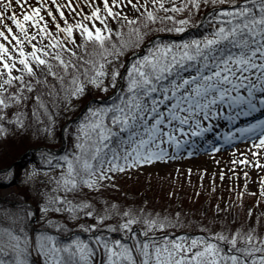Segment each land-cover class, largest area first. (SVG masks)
Instances as JSON below:
<instances>
[{
    "label": "snow or ice",
    "instance_id": "snow-or-ice-1",
    "mask_svg": "<svg viewBox=\"0 0 264 264\" xmlns=\"http://www.w3.org/2000/svg\"><path fill=\"white\" fill-rule=\"evenodd\" d=\"M202 6L208 12L197 23L212 25L205 34L179 40L153 38V33L185 32ZM66 11L80 19L70 22ZM184 12L188 15L180 19L174 14ZM133 50L143 51L137 54ZM130 52L131 58L126 60ZM41 71L54 81L50 84L48 75L43 76V84L50 89L47 94L59 100L62 92L68 104L90 86L107 92L117 87L118 80L122 84L117 102L87 109L74 133L75 151L60 157L64 163L56 165L66 170L46 181L54 187L44 190L39 209L45 215L66 212L71 219L83 211L84 216L103 223L112 215L107 207L99 214L90 201L74 197V203L67 194L82 186L97 189L102 181L115 179L110 176L113 172L174 159L165 143L177 151L189 142L195 144L192 137L211 131L212 118L220 117L224 105L229 113L226 119L264 109V0H178L168 6L166 0H0L2 109L25 99V88L31 92L40 84ZM17 85L18 90L13 91ZM6 93L10 95L6 97ZM35 99L39 108L33 107V116L43 132L52 134L54 114L40 94ZM3 110L0 137L7 138L10 130ZM8 123L24 128L26 113H15ZM257 130L255 164L247 158L239 163L264 164L257 158L264 154L260 153L264 149V119L237 131L254 134ZM232 138L231 132L224 137ZM211 150L220 151L214 144ZM41 160L47 168L33 164L31 171H25L28 182L36 184L41 174L47 176L57 158L48 153L41 154ZM0 173V179H14L10 168ZM259 179L264 195V175ZM61 191L64 195H58ZM116 214L128 217L119 228L129 242L95 234V244L78 236L62 242L49 231L32 236L17 225L22 217L13 216L10 225H0V264H33V249L42 257L41 264H95L98 250L104 257L101 264H264V235L254 227L173 238L157 235V229L163 232L176 227L179 219L148 215L141 221L131 210ZM26 215H32L30 207ZM137 223L143 224V236L133 229ZM46 224L66 228L52 218ZM78 227L92 231L99 224ZM105 227L115 230L117 226Z\"/></svg>",
    "mask_w": 264,
    "mask_h": 264
},
{
    "label": "trees",
    "instance_id": "trees-1",
    "mask_svg": "<svg viewBox=\"0 0 264 264\" xmlns=\"http://www.w3.org/2000/svg\"><path fill=\"white\" fill-rule=\"evenodd\" d=\"M209 8L211 5L208 6ZM208 8L201 7L200 12L195 14L193 19V25L185 30L183 33H166L159 32L153 33V38L159 36L162 40H179V39H189L194 36H200L205 34L210 27L209 24L197 23L206 18ZM188 15L187 12L177 13V19L182 18L183 16ZM140 51V50H133ZM131 56V52L126 57V60ZM59 71V69H57ZM123 71V69H122ZM33 79L32 77H30ZM49 83H53V78L48 76ZM119 82V80H118ZM122 87V85H121ZM115 88H109L107 93L113 92ZM13 91L18 90V85L13 87ZM50 89L43 84V79L40 84L37 85L35 89L31 92L25 88L23 95L26 97L22 101H19L13 105H10L9 109L3 110L0 106V110L7 112V118L5 119L6 125L9 127V135L7 138L0 137V170L5 169L6 167L14 172L13 180H3L0 179V189L14 187L15 191L11 193L7 198L23 203L21 205L8 204L11 208L17 210V213L14 216L22 217L16 221L17 225L24 227L26 231L32 236H35L38 231H49L52 234L56 235L58 239L62 242H69L75 237H80L83 240H89L91 243L95 244V240L90 236L80 234V231H88L87 229H82L78 227L79 224L90 225L92 223H98V229L88 231L95 235H104L108 238L114 239H123L119 233V224L123 219L128 217H123L117 215L116 213H122L126 210H131L133 214L139 216L141 221L145 216L159 215L161 217L168 216L172 220L179 219V224L176 227H169L163 230L157 229V235L168 234L171 237L179 236L181 234H196V235H207L208 231H235L236 228H242L244 231H247L248 226V211L246 203L242 202L240 205L235 207L234 216L231 217L225 214H217L216 211V200L209 199L206 194L203 192L196 191L192 188H186L182 198L175 203L180 204V209L177 211L176 208L166 207L165 201H175V199L170 196L169 188L164 186L163 189L157 190L154 200L152 202H144L139 197H130L125 193L119 192L116 188L111 186H102L97 189H91L86 186H82L75 193H68V198L73 199L74 197L78 200H88L94 206L95 211L99 214H104V210L107 207L108 210L112 213L110 217H106L103 223H100L95 220V217H86L83 214V211L77 214L76 219H71L67 216V213H52L49 212L47 215L42 213L40 205L44 200V190L46 188H53L54 185L46 183L45 185H40L38 190H34L29 184L24 181L25 170L35 164L38 167H45L47 165L41 160V154L45 156L48 153L43 146L50 147L51 149H59L63 144V135L62 131L64 130V136L66 139V145L64 150L61 152H52V156L56 157L57 160L53 161V168L56 167L57 163H64L59 158L65 154H69L74 149V144L76 142V137L74 135L77 125L80 120L85 116L87 111L81 115L79 118L73 120L75 116L78 115L80 110L91 98L104 97L105 92L96 89L95 87H89L86 93L79 98H72L71 104H68L66 101H63V93L61 92V99H57L55 96H49L47 93ZM59 90V86L57 88ZM37 94H40L42 100L48 104L50 110L55 117V125H51L54 128V133L57 135L56 138L52 139L51 134L43 132L40 122L36 121V118L33 116L32 109L33 107L39 108V104L36 101L35 97ZM10 93H6L5 96H9ZM116 101L108 99L105 101H94L91 107L99 105H108ZM42 109L40 112L42 113ZM17 112L26 113V124L24 128H20L15 124H9L8 121L12 119L13 115ZM47 122V120H45ZM70 122V123H69ZM41 148V150H37ZM20 159V161H19ZM66 170V167H65ZM3 173H0L2 176ZM59 173L56 175L58 176ZM51 194V193H50ZM58 195H64L63 191L58 193ZM246 200H251L248 194L245 195ZM77 199H73V202H77ZM176 202V201H175ZM115 204L116 207L113 209L111 206ZM32 205L36 211V221L34 226L30 223V216L26 215L27 208L30 207L32 211ZM207 206V207H206ZM66 207V206H65ZM206 207V209H205ZM92 210V209H89ZM179 213V217H177ZM3 218L0 217V225H10L12 223V218ZM55 219L61 221L66 228L56 229L51 225H47L46 221L49 219ZM116 225V229H109L105 225ZM143 227L142 223H137L133 225V229L138 232L140 235H144L140 229ZM254 228L257 229V232L261 235H264V217H260L255 224ZM151 235V233H149ZM124 240V239H123ZM125 241V240H124ZM126 242V241H125ZM225 247H228L225 244ZM0 258H3L0 256ZM95 259H100V264L104 258L102 253L98 250ZM33 264H41L42 257L37 256V259L32 255Z\"/></svg>",
    "mask_w": 264,
    "mask_h": 264
},
{
    "label": "rangeland",
    "instance_id": "rangeland-1",
    "mask_svg": "<svg viewBox=\"0 0 264 264\" xmlns=\"http://www.w3.org/2000/svg\"><path fill=\"white\" fill-rule=\"evenodd\" d=\"M173 2L178 3V0H166V6ZM82 7H84L85 11H88L87 6L82 5ZM130 14H133L131 10ZM66 15H68L70 22L73 19H80L72 12L66 11ZM45 42L47 43V41ZM69 46H72L71 42H69ZM40 74L41 79H43V76L48 75L44 71H41ZM26 80L31 79L26 77ZM119 94L120 90L118 89L117 91L115 89V93L112 95H108L105 92V95L116 101ZM226 106L222 107L227 108ZM250 115L244 120L243 116H240L239 119H230L232 122H228L227 119L223 120L222 127L217 129L212 127L211 131L206 132V135L210 134L207 137H205L206 135L192 137L195 144L189 142L183 145L179 151L176 150L174 145L168 146L165 143L164 146L168 148L169 156H174V159L157 160L138 167L133 166L124 172H113L110 173V176H114L115 179L111 181L105 180L101 183L105 186H114L119 191L128 193L132 197L139 196L144 202H152L157 196V189H161L162 185L169 183L170 194L173 195L176 202L166 200L165 204L166 207L175 206L174 208L177 210L180 209V204L175 205V203L184 195L186 188L192 186L200 190V192L209 195L210 198H217L218 214L224 213L231 216H233L235 206L241 202L242 196L245 193H251L254 195L255 200L247 205L248 210H252L251 215L249 214L248 223L250 227H254L258 218L264 217V195L261 194L259 179L260 176L264 175V164L253 167L251 164H241L238 161L247 158V160H252L253 164H255L253 153H256L257 149L253 147V140H258L259 130L254 134L236 133V131L243 128V126L247 127L258 120L264 119V109L253 112ZM215 118L213 117L212 119ZM229 132L233 133L234 138L225 140L224 137ZM52 137L56 138V134H53ZM213 144L219 147V152H212ZM189 150L192 151V155L188 154ZM182 153L184 156H182ZM260 153H264V149L260 150ZM257 158L264 161V154H258ZM31 168L32 166L26 170L31 171ZM105 168H107V164H105ZM57 169L59 167L52 169L47 176L41 174L36 184L28 182L24 173V181L34 190H38L40 184L48 181L51 176L56 175ZM245 172L247 176L244 175ZM221 173H223V176H221ZM120 178H127L129 182L122 183V181H119ZM135 185L138 187H135ZM14 190V187L0 189V217L8 218L17 213V210L3 205V203H9L6 197L13 193ZM120 232L127 238L123 229L120 228ZM94 261L97 264V261Z\"/></svg>",
    "mask_w": 264,
    "mask_h": 264
},
{
    "label": "bare ground",
    "instance_id": "bare-ground-1",
    "mask_svg": "<svg viewBox=\"0 0 264 264\" xmlns=\"http://www.w3.org/2000/svg\"><path fill=\"white\" fill-rule=\"evenodd\" d=\"M226 106V105H225ZM227 107V106H226ZM254 112H257V111H254ZM253 113V112H252ZM251 113V114H252ZM226 115H229V113L227 112V108L225 107H222V110H221V115L220 117H216L215 119H212L213 122H212V127H214L215 129H217L218 127H222V121L223 120H226ZM248 116H251V115H248ZM248 116H243V120L248 117ZM219 118V119H218ZM228 122H232L230 119H227ZM244 128V126H243ZM239 131H236V133H238ZM240 133V132H239ZM206 135V133L204 134V136ZM210 134H207L205 137L209 136ZM256 142L258 143V140H256ZM182 156H184V154L182 153Z\"/></svg>",
    "mask_w": 264,
    "mask_h": 264
}]
</instances>
